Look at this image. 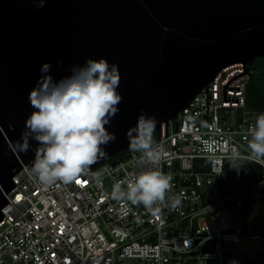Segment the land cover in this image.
Masks as SVG:
<instances>
[{"label": "built area", "instance_id": "obj_1", "mask_svg": "<svg viewBox=\"0 0 264 264\" xmlns=\"http://www.w3.org/2000/svg\"><path fill=\"white\" fill-rule=\"evenodd\" d=\"M260 59L257 67H223L175 119L160 125L156 142L163 153L155 167L171 176L172 190L159 214L111 196L115 183L144 169L139 152L129 149L67 185L44 186L30 175L32 162L22 164L1 209L0 264H243L223 245L246 238L243 202L264 203V159L245 160L237 170L226 157L233 147L248 155L249 128L264 113ZM255 77L259 108L247 97ZM168 197L180 204L170 207ZM231 215L238 217L237 226ZM211 242L213 251L203 253Z\"/></svg>", "mask_w": 264, "mask_h": 264}, {"label": "water", "instance_id": "obj_2", "mask_svg": "<svg viewBox=\"0 0 264 264\" xmlns=\"http://www.w3.org/2000/svg\"><path fill=\"white\" fill-rule=\"evenodd\" d=\"M101 57L118 65L122 101L106 125L116 140L91 168L129 148L141 110L157 132L220 69L264 57V0H0V220L11 178L39 147L17 145L43 64L58 82Z\"/></svg>", "mask_w": 264, "mask_h": 264}, {"label": "clouds", "instance_id": "obj_3", "mask_svg": "<svg viewBox=\"0 0 264 264\" xmlns=\"http://www.w3.org/2000/svg\"><path fill=\"white\" fill-rule=\"evenodd\" d=\"M43 7L46 0H33ZM51 65L43 64L44 74L30 92V104L35 111L25 121L18 150L27 153L30 141L38 142L30 175L42 185L74 182L99 159L106 157L104 147L116 140L115 133L107 130L112 118L119 113L122 95L117 91L120 83L118 65L109 64L104 57L87 59L83 66H73L72 74L58 82L49 75ZM157 125L155 116H146L141 110L137 124L126 132L129 149L142 154L144 169L129 181L113 185V199L127 200L143 205L154 215L161 213L160 205L172 190L171 176L155 167L163 148L154 139ZM248 155L233 147L226 157L234 169L245 160L264 159V113L258 114L249 128ZM97 183L102 178L97 174ZM126 183V188L123 186ZM167 204L175 208L178 197H168Z\"/></svg>", "mask_w": 264, "mask_h": 264}, {"label": "trees", "instance_id": "obj_4", "mask_svg": "<svg viewBox=\"0 0 264 264\" xmlns=\"http://www.w3.org/2000/svg\"><path fill=\"white\" fill-rule=\"evenodd\" d=\"M261 59H254L250 65L257 67ZM248 104L256 106L261 105V84L258 78L251 79L247 88ZM159 133H154L155 141ZM129 151V148L119 152L116 156L111 157L105 163H112L115 159L122 157ZM242 233L245 237L256 236L261 240V254L257 258L248 259L243 264H264V203L258 200H246L242 206Z\"/></svg>", "mask_w": 264, "mask_h": 264}, {"label": "rangeland", "instance_id": "obj_5", "mask_svg": "<svg viewBox=\"0 0 264 264\" xmlns=\"http://www.w3.org/2000/svg\"><path fill=\"white\" fill-rule=\"evenodd\" d=\"M232 226L239 223L238 217L231 215ZM223 250L227 251L230 256L243 258V262L248 259L257 258L261 254V240L256 236L242 238L239 242H227L223 245Z\"/></svg>", "mask_w": 264, "mask_h": 264}, {"label": "snow or ice", "instance_id": "obj_6", "mask_svg": "<svg viewBox=\"0 0 264 264\" xmlns=\"http://www.w3.org/2000/svg\"><path fill=\"white\" fill-rule=\"evenodd\" d=\"M76 182H78L79 183V181L77 180Z\"/></svg>", "mask_w": 264, "mask_h": 264}]
</instances>
